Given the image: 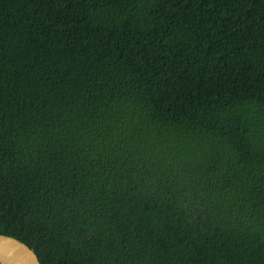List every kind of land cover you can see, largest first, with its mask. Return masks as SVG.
Listing matches in <instances>:
<instances>
[{
	"label": "trees",
	"instance_id": "obj_1",
	"mask_svg": "<svg viewBox=\"0 0 264 264\" xmlns=\"http://www.w3.org/2000/svg\"><path fill=\"white\" fill-rule=\"evenodd\" d=\"M0 232L264 264V0H0Z\"/></svg>",
	"mask_w": 264,
	"mask_h": 264
},
{
	"label": "water",
	"instance_id": "obj_2",
	"mask_svg": "<svg viewBox=\"0 0 264 264\" xmlns=\"http://www.w3.org/2000/svg\"><path fill=\"white\" fill-rule=\"evenodd\" d=\"M0 253L13 255L23 264H43L36 249L24 240L6 233L0 232ZM4 264H7L0 258Z\"/></svg>",
	"mask_w": 264,
	"mask_h": 264
},
{
	"label": "bare ground",
	"instance_id": "obj_3",
	"mask_svg": "<svg viewBox=\"0 0 264 264\" xmlns=\"http://www.w3.org/2000/svg\"><path fill=\"white\" fill-rule=\"evenodd\" d=\"M0 258L3 259L7 264H23L18 258L13 255L0 253Z\"/></svg>",
	"mask_w": 264,
	"mask_h": 264
}]
</instances>
